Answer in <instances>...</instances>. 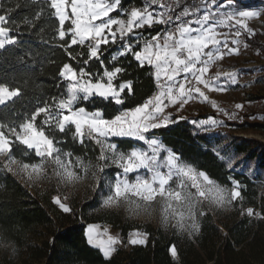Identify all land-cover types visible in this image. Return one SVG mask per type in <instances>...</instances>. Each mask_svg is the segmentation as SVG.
I'll return each mask as SVG.
<instances>
[{
  "label": "snow or ice",
  "instance_id": "6c2138e0",
  "mask_svg": "<svg viewBox=\"0 0 264 264\" xmlns=\"http://www.w3.org/2000/svg\"><path fill=\"white\" fill-rule=\"evenodd\" d=\"M47 3L58 20L56 36L64 41L61 47L73 60L87 57L82 59L85 67L77 69L64 63L59 70V76L66 81L61 98L36 106L18 124L0 122V166L8 173L26 176L32 181L47 175V166L51 165L53 175L64 184L80 180L81 173L91 172L95 180L94 190L100 189L102 184L107 187L108 195L102 202L105 207L124 203L139 209L158 200L162 203L163 222L167 224L170 219H175V227L190 235L199 230L197 217L207 214L203 208L205 202L223 208L242 199L238 181H233L232 187L225 189L203 171L182 164L174 152L164 149L158 139L150 138V133L168 124L171 113H166L165 109L169 105L182 108L194 94L208 99L202 88L225 91L226 85L219 79L221 75L235 81L233 73L218 71L214 79H206L205 73L225 55L237 51L241 32L235 31L230 40L232 29L247 27V20L262 13L242 10L236 0H211L212 7L207 3L203 8L185 6L179 12L175 9L181 6V0H142V6L130 9L123 7L122 0H47ZM154 5H159L160 10ZM11 11L0 6V49L17 43L16 37L10 36L12 29L6 26ZM69 36L70 40H65ZM230 43L232 47H229ZM72 45L82 46L84 50L73 54L68 51ZM110 45L118 46L119 56H131L140 67H151L157 91L143 103L122 108L106 117L103 109L88 110L83 102L100 98L123 105L124 94L133 92V81L120 79L126 69L106 66L101 59L106 46ZM91 60L99 61L102 71H89L86 66ZM112 61H116V56ZM19 95L18 87L0 82V105H6ZM212 103L216 107L215 102ZM39 117L43 118L38 122ZM217 123L212 118L199 122L205 129L208 124ZM69 132L81 145L91 141L99 146L95 163L59 147L65 141L58 140L56 134L67 135ZM112 137L134 138L144 146L121 150L111 142ZM14 142L33 150L39 163L17 160L12 155ZM164 151L167 155L162 157ZM113 166L118 171L113 178L107 179L104 173ZM130 174H135L133 179H129ZM54 202L63 211H70L59 196L54 197ZM242 214L261 215L253 208H247ZM98 228L95 224L88 225L87 240L108 258L121 241L107 234L106 228L103 234L107 238H100ZM129 236V243L144 244L147 233L137 231ZM170 252L173 257L177 256L174 245Z\"/></svg>",
  "mask_w": 264,
  "mask_h": 264
},
{
  "label": "trees",
  "instance_id": "16d2710c",
  "mask_svg": "<svg viewBox=\"0 0 264 264\" xmlns=\"http://www.w3.org/2000/svg\"><path fill=\"white\" fill-rule=\"evenodd\" d=\"M206 0H182L181 7H202ZM124 8L142 6V0H122ZM4 9H12L7 27L10 36L17 43L0 49V82L12 88H19L20 95L6 105H0V122L20 123L36 106L51 103L53 98H61L66 89V81L59 76L64 63L73 67H85L82 59L73 60L56 36L58 20L48 7L47 0H0ZM40 13L37 19V14ZM27 21V23H25ZM67 25V22H66ZM65 40H70L65 37ZM82 46L72 45L68 51L81 52ZM117 52L116 45L106 46L101 59L105 65L126 69L121 80L133 81V92L124 94L125 103L115 105L100 98L83 102L88 110L100 108L110 117L122 108L143 103L155 92L152 68L140 67L131 56L112 57ZM93 73L102 71L100 62L89 61L86 66ZM43 117L38 118L41 120ZM151 135L158 137L182 160L194 165L213 180L224 185L238 181L241 185L240 202L245 207L258 209L261 215L235 218L230 221H216L211 213L206 214L199 233L194 237H182L174 230L158 228L150 223L128 222L116 211H106L82 219L76 213H68L54 204L48 194H40L15 175L0 166V264H263L264 255V204L261 184L244 173L229 170L211 147V138L186 118L170 125L154 129ZM59 145L74 156L95 162L99 146L86 141L84 145L67 135L57 133ZM14 140V138H13ZM119 149L128 150L138 141L131 138H116ZM262 148L237 144L240 153L251 158H259V166L264 169V143ZM12 155L25 163H38L33 150L19 142L13 143ZM117 171V170H113ZM114 174V173H113ZM105 222L121 230L126 237L134 229L147 233L144 244L118 247L106 258L102 251L88 243L86 223ZM175 246L177 256L170 252Z\"/></svg>",
  "mask_w": 264,
  "mask_h": 264
},
{
  "label": "rangeland",
  "instance_id": "374dc122",
  "mask_svg": "<svg viewBox=\"0 0 264 264\" xmlns=\"http://www.w3.org/2000/svg\"><path fill=\"white\" fill-rule=\"evenodd\" d=\"M223 1L224 0H220V2ZM260 1L263 2L262 7L264 13V0H236L241 9L248 6L251 7L252 10L255 4ZM258 20H260V16L247 20V27L237 26L232 29V33L229 37L230 40L234 38L235 31L241 32L238 38L239 45L236 46L237 51L230 55H225L223 59L215 62L205 74L206 79H214L218 71L220 73H233L235 75L234 82L223 75L219 78L220 82L226 85L225 91L202 88L208 99H204L199 94H194L193 98L188 100L182 108H178L177 105H171L170 108L165 109V112L171 113L167 125L182 118H186L190 120L192 124L200 128L203 133L207 134L212 141L211 147L218 157L226 163L228 169L244 173L250 178L257 180L262 185L261 195L264 197V169L259 166V158H251L247 153H240L236 149L237 144H246L247 140L251 141L258 150L262 148L261 142L264 143V21L258 22ZM232 46L233 45L230 43L229 47ZM117 55L118 52L114 54V56ZM213 101L216 107H213ZM236 105H241L242 107L237 108ZM225 113H228V115H225ZM233 115L235 118H230ZM209 118L216 120L218 123L215 125L208 124L206 129L201 127L199 122L208 120ZM152 131L153 130H151V132ZM152 137L158 139L164 149L171 150L160 138L150 133V138ZM116 138L126 137H112L110 138L111 142L116 143ZM131 139L135 140L134 138ZM138 142L139 144L134 147L144 146L143 142ZM166 155L167 151L161 153L162 157ZM179 160L182 164L190 165L196 169L194 165L182 160L180 157ZM113 170L118 171V169L113 166L106 169L104 176L107 179L113 178L117 172ZM196 170L199 171L198 169ZM141 173L144 174V170H141ZM134 175L135 174H130L129 179H133ZM15 176L32 188V190L40 194L50 195L54 204H56L54 202V197L59 196L61 202L69 207L70 211H68V213L74 214L78 212V216L81 219L85 215L93 216L106 211H116L124 222L150 223L158 228L174 230L182 237L191 238L199 233L201 221L205 216L197 217L199 230L190 235L187 231L175 227V219H170L167 224L163 222L162 203L158 200L139 209H136L134 206L129 207L124 203L119 206L105 207L102 202L103 198L108 195L107 187L102 184L100 189L94 190L95 180L91 172L87 174L81 173V179L71 184L60 182L53 175L51 165L47 166V175H42L32 181H29L26 176ZM213 181L225 189H230L232 187V185H224L216 180ZM106 182L107 181H105V183ZM262 203L264 204V200H262ZM56 205L63 210L58 204ZM203 208L207 214L211 213L216 221L225 222L243 216L244 214H242V212L244 210L253 207L243 206L240 199H238L233 202L232 205L223 208H218L205 202ZM253 209L256 213H259L258 209ZM81 221L82 223H86L85 233L87 232L88 225L95 224L99 226L97 231L101 233L100 238H107V236L103 234L105 228L108 230L107 234L118 237L121 242L115 245V249L118 247L129 248L133 245L129 243L130 233L137 231L141 234L145 233L140 229H134L124 237L121 230L115 228L112 224L105 222L87 223L86 220ZM2 248L3 245H0V250ZM261 258L264 264V255H262Z\"/></svg>",
  "mask_w": 264,
  "mask_h": 264
},
{
  "label": "crops",
  "instance_id": "0c3cea01",
  "mask_svg": "<svg viewBox=\"0 0 264 264\" xmlns=\"http://www.w3.org/2000/svg\"><path fill=\"white\" fill-rule=\"evenodd\" d=\"M244 1V0H243ZM223 2H226V0H224ZM206 3H207V5H209V7H212V5H211V0H206ZM262 4H263V2L262 1H260V2H257L256 4H255V7H254V9L253 10H255V11H260L261 13H262V15L260 16V20H258V22L259 21H264V13H263V7H262ZM130 9V8H129ZM242 10H252L251 9V7H248V6H245ZM113 15L115 16V15H117V13H113ZM246 23V22H245ZM237 27V26H236ZM221 31H228L227 29H221ZM116 50H117V52H119L120 51V49L118 48V46L116 45ZM210 68V67H209ZM206 74V73H205Z\"/></svg>",
  "mask_w": 264,
  "mask_h": 264
},
{
  "label": "built area",
  "instance_id": "2783aa9c",
  "mask_svg": "<svg viewBox=\"0 0 264 264\" xmlns=\"http://www.w3.org/2000/svg\"><path fill=\"white\" fill-rule=\"evenodd\" d=\"M181 1H182V0H181ZM208 6H209V5H208ZM153 7L156 8L157 10H160L159 5H154ZM203 7H204V6H202L201 8H203ZM182 9H183V8L180 6L179 8H176L175 11H176V12H179V11H182ZM201 14H202V13H201ZM152 34L154 35L155 32H153ZM152 73H153V69H152ZM153 77H154V76H153ZM154 85H155V89H156V91H157V88H156V81H155V79H154ZM170 107H171V105H169L168 108H170ZM166 109H167V108H166Z\"/></svg>",
  "mask_w": 264,
  "mask_h": 264
}]
</instances>
